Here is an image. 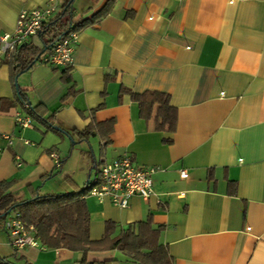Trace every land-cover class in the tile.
Segmentation results:
<instances>
[{"label":"crops","instance_id":"crops-1","mask_svg":"<svg viewBox=\"0 0 264 264\" xmlns=\"http://www.w3.org/2000/svg\"><path fill=\"white\" fill-rule=\"evenodd\" d=\"M65 1L55 0L48 21ZM110 1L80 31L73 66L38 61L15 78L10 59H0V181H13L20 201L45 186L50 195L71 192L103 163L130 156L158 168L154 194L134 195L127 208L86 196L93 240L105 237L108 222L114 238L149 219L174 264H264V0H75L74 20H92ZM49 2L0 0V35L15 29L22 10ZM15 79L29 102L18 100ZM146 91L170 95L174 131L156 129L160 104L149 121L141 116L133 93ZM28 103L75 138L90 124L96 133L72 146ZM52 153L67 159L63 167ZM38 241L16 250L0 227V257L81 264L82 253ZM87 260L140 264L120 249L90 251Z\"/></svg>","mask_w":264,"mask_h":264},{"label":"trees","instance_id":"trees-1","mask_svg":"<svg viewBox=\"0 0 264 264\" xmlns=\"http://www.w3.org/2000/svg\"><path fill=\"white\" fill-rule=\"evenodd\" d=\"M75 0H66L63 10L50 21L44 23L43 29L30 41L20 46L10 59L14 77L29 70L41 58L52 51L54 45L63 39L71 31H81L93 20L107 14L111 7V1L92 20L77 23L74 9ZM16 80V79H15ZM18 100L27 103L29 98L26 91L17 83ZM133 97L140 105L141 116L146 120L152 119L154 107L161 105V113L156 119V129L174 131L177 122V113L174 107L169 112L170 95L160 91H146L133 93ZM31 116L42 119L53 130H60L64 135L68 134L72 139V146L87 142L94 135L95 126L90 124L88 128L76 130L78 138H75L61 127L53 124L50 118H45L41 107L28 103ZM67 159L61 161V167ZM13 181H0V227L4 228L10 213L18 211L25 223L35 225L37 238L47 247H65L83 255L81 264H106V262L87 260L90 251L120 249L140 264H174L168 247L160 241L161 228H155L151 220L137 222L129 228L122 230L117 237H111L113 223L108 222L107 234L101 240H93L90 237V215L86 204L85 194L88 192L86 185L81 190L40 194L37 192L32 198L18 200L16 194L11 191ZM0 264H15L6 257H0Z\"/></svg>","mask_w":264,"mask_h":264},{"label":"built area","instance_id":"built-area-1","mask_svg":"<svg viewBox=\"0 0 264 264\" xmlns=\"http://www.w3.org/2000/svg\"><path fill=\"white\" fill-rule=\"evenodd\" d=\"M56 9L55 0H50L45 8L22 10L15 29L0 35V59L2 57L11 59L12 54L20 46L43 29L44 23ZM79 35L80 31L73 29L69 35L56 42L52 51L45 54L40 61L61 67L73 66ZM17 120L25 127L32 124L30 116L18 114ZM51 156L56 159L57 166H61L58 155L52 153ZM157 170L155 166L137 165L130 156L105 162L90 175L87 182L89 189L85 197L95 196L101 200L109 197L114 205L127 208L134 195L148 199L154 194L153 176ZM181 176L187 178L189 174L183 170ZM4 224L10 243L16 250L39 246L35 225L25 223L20 212H12Z\"/></svg>","mask_w":264,"mask_h":264},{"label":"rangeland","instance_id":"rangeland-1","mask_svg":"<svg viewBox=\"0 0 264 264\" xmlns=\"http://www.w3.org/2000/svg\"><path fill=\"white\" fill-rule=\"evenodd\" d=\"M78 3L79 2H77V5L76 6H78ZM75 4V3H74ZM76 17V16H75ZM83 146H85V145H83ZM86 148H88V145H86L85 146ZM54 190H56V191H54V192H60L61 191V188H56L55 187V189ZM40 194H46L47 192H49V189H48V187H42L41 189H40ZM20 198V197H19ZM122 264H124V263H122ZM127 264V263H126Z\"/></svg>","mask_w":264,"mask_h":264},{"label":"water","instance_id":"water-1","mask_svg":"<svg viewBox=\"0 0 264 264\" xmlns=\"http://www.w3.org/2000/svg\"><path fill=\"white\" fill-rule=\"evenodd\" d=\"M18 83V82H17ZM66 135H68V134H66ZM69 136V135H68ZM70 138H71V136H69Z\"/></svg>","mask_w":264,"mask_h":264}]
</instances>
